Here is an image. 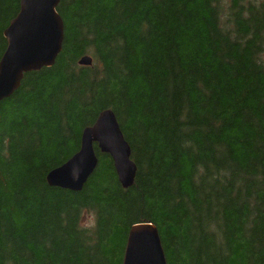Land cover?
Instances as JSON below:
<instances>
[{
    "label": "trees",
    "instance_id": "obj_1",
    "mask_svg": "<svg viewBox=\"0 0 264 264\" xmlns=\"http://www.w3.org/2000/svg\"><path fill=\"white\" fill-rule=\"evenodd\" d=\"M19 3L0 0V58ZM57 12L54 64L0 101V264H122L142 222L167 264H264V0H60ZM107 108L133 184L95 144L81 190L49 185Z\"/></svg>",
    "mask_w": 264,
    "mask_h": 264
},
{
    "label": "water",
    "instance_id": "obj_2",
    "mask_svg": "<svg viewBox=\"0 0 264 264\" xmlns=\"http://www.w3.org/2000/svg\"><path fill=\"white\" fill-rule=\"evenodd\" d=\"M59 2L20 0L18 13L3 31L7 45L0 58V101L19 88L25 73L54 64L64 37V23L57 12ZM78 63L90 66L92 58L85 54ZM95 144L112 158L121 185L124 188L131 186L137 167L111 108L101 110L94 123L83 128L78 151L48 171V184L72 191L81 190L98 162ZM122 264H167L160 234L154 224L131 225Z\"/></svg>",
    "mask_w": 264,
    "mask_h": 264
},
{
    "label": "rangeland",
    "instance_id": "obj_3",
    "mask_svg": "<svg viewBox=\"0 0 264 264\" xmlns=\"http://www.w3.org/2000/svg\"><path fill=\"white\" fill-rule=\"evenodd\" d=\"M92 220H93L92 214L85 213L82 218V223H85V224L92 223Z\"/></svg>",
    "mask_w": 264,
    "mask_h": 264
}]
</instances>
